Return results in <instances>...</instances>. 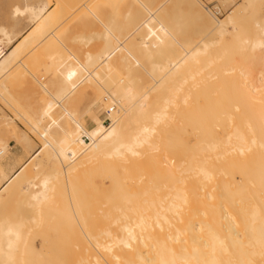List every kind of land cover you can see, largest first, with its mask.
<instances>
[{"label":"rangeland","instance_id":"rangeland-1","mask_svg":"<svg viewBox=\"0 0 264 264\" xmlns=\"http://www.w3.org/2000/svg\"><path fill=\"white\" fill-rule=\"evenodd\" d=\"M56 1L57 0H0V33L3 30H13L15 34H20L10 47H14V45L19 43L22 36L33 27L30 16L24 10V7L27 5H40V3L45 2L49 4V11L52 10L49 15L53 16L48 22L51 23L50 26L47 24V34L48 32L50 34L55 32L53 35L57 37V39H55L56 37H52V35L49 37V34L48 38L41 41L40 43L42 44H40V37L35 34L34 36L36 38H33V45H30V47L21 53L20 58L14 63L11 72L9 74L7 73L5 76H0V116L4 118L0 121V134L9 145L7 152L0 156V179L3 173H9V171L13 173L19 170L31 159L37 150L43 147V140L45 141L46 137H49L50 133L52 134L53 132L52 128L50 130L49 127H55L54 130L58 128V131L54 133L55 141L59 142V139L63 138V140L65 139L64 141L67 139L70 140V142H74L83 129L87 126L89 128L94 126L93 120L95 117L99 115L102 117V114L106 110L105 104L108 103L110 99L106 90L103 88L102 82L100 84L101 87H98L99 84L95 86L89 80L83 81L73 79L69 83V89L62 90V85L65 80L64 77L68 75L67 73L73 72L77 64L76 67L78 68L79 66L80 69L85 67L82 64L88 65L85 60L87 51L88 53L91 52V54L96 53L94 55L104 54L107 45L106 40H104V32L108 31V29L115 27L113 35L120 37L122 41L124 38V30L126 31L127 27H129L128 29L132 27L133 20L129 18L130 12L137 14V17L134 16L133 18L137 22L139 16L140 20L143 13L146 16L154 9L156 14L160 16L158 18V21H160L159 23H162L161 26L158 25L160 29L162 26L166 28L168 26V29L171 26L170 28L175 29V27H172L175 26V24L173 25L170 22H172L174 16L175 18L178 16L182 17L183 14L185 20L180 18L183 25L179 23V26L183 28L180 37H189L190 39L186 38L185 40L188 39L193 41L189 44L187 43L190 45L187 47L182 46L184 45V40L169 45L168 47L163 41V44H158L160 47H155L153 38H155V34L157 33L154 32L153 34L155 36L153 34L151 35V41L153 43L149 41V38H146V41L151 43L149 44V49L147 48L148 42H145L146 44L144 43L146 48L143 47L141 42L142 47L139 46L140 43H138L137 40H130L124 44L123 51L129 55L128 69H131V76L133 78L129 98L131 104H135V107L131 109L133 112L128 115L127 122L124 124V126H126L125 143L134 146L139 152L137 155H132L130 152L127 153L130 156L127 162V170H125L124 164L121 162L118 165L109 166L105 161L108 158L102 159L101 161H103V163L101 161H95L94 163V159L91 158V152L89 154L82 153L79 155L81 150L82 152L83 150L85 151L83 147H74V153H69L66 158L61 161L62 167L66 166L65 169L70 170L68 175L62 172L64 168L62 169L57 166L53 167L52 164L54 165V163L48 161V158H46L47 155L44 153L41 154L40 158L35 160V163L32 164L31 162L25 168V174L29 178L27 179L24 175L26 181H30L32 178L34 179L37 177L34 179L36 183L33 181V191L38 190L42 176L48 173L49 170L51 174H58L54 180V191H52L51 194L53 196L55 192L56 195L54 193L55 196L54 198L52 197V200L55 202V200L59 198V202L55 204L51 202V206L56 205L58 208L67 203V206L72 208H70V211L72 210L71 214L74 212L73 208L75 210V207H78V205L79 207L82 205L84 208L79 212L82 220L79 219V213L78 215L76 212H74L75 214L73 213L77 215V218L71 215L74 220L77 219L78 221L77 223L76 220L74 221L75 225L73 223L74 227L76 226L75 232L73 231V233L76 234L71 232L70 238H73L71 243L67 232L70 233L72 229L70 228L66 233L62 231V237L63 234L65 235L62 241L64 242V240H67V243H70L67 247L69 248L71 246L70 250H66L67 258H64L66 261L63 258L62 260L60 257L57 258L58 255L63 256L65 252V246L60 251L61 247H59L60 244L57 243V241H59L57 237H61L58 228L61 229L62 225L65 227L67 225L66 220L64 222L66 223L65 225L64 223L62 224L60 220L59 223L58 219H61L62 216L65 219L67 214H69L70 217V211H68L66 205L64 207L66 211L65 217L63 211L62 216L60 215L61 217L57 218V211L55 212V218H57V220H52L55 219L52 216V213H54L52 211H56L57 209L54 210L53 207L51 213L49 210L50 206L48 205L49 209L47 207L45 208L49 210L53 218L51 222L47 224L46 222L50 221L51 216H47L46 211L48 210H43L46 212V218L49 217V219L40 221L39 218L41 217H37L38 214L36 215L35 209L31 208V206L34 207L33 201L30 200L28 193L23 190L22 183L24 179H22V183L14 185L9 194H6L0 199V221L8 219V221L11 220V222H15L17 219V223L18 221L20 222L22 218L21 222L24 221V225L22 226L25 228L28 222L27 216L30 221V215L32 216L33 214L31 219L36 216V218L39 219L38 221L42 223H40V226L38 223H33V221H31L28 223L31 224L30 227L27 226L30 232V236L28 235L30 242L33 236L35 239L38 237L35 242L30 243L31 245H29V242L27 245L35 249L38 255L39 253H37V251H43L45 252L44 254H48L42 255L40 253L39 256L37 255L39 257L38 263L42 256H44V259H42L46 262L47 258L48 260L50 259L47 264L52 263L50 262L52 259V264H57V262L58 264L60 262L64 264L63 260L65 264H89V261L91 264H106L109 261V256L111 257L112 252L110 251V245H108V243H112L115 237L110 239L111 235L109 238L108 236L110 230L114 232L112 236L117 235L119 232L117 230L119 228L117 227L121 223L120 220H118L120 210L114 206L118 204L122 205L124 202V191L122 188L120 192L114 191L113 189L115 188L112 187L110 179L107 178L108 176H101L102 173L107 174V171H109V174L111 169L116 170V173L120 177V181L126 178L131 182V188L128 193L130 197V212H136L133 206L134 204L140 203L141 199H150L152 196L157 197L159 195L162 197V200L167 198L169 193V185L167 184L170 178H166L165 174L168 173V167L171 162H175L182 167L187 165L197 168L196 170L188 169L190 174H194L193 172L195 171L198 172L199 166H205L214 173L225 172L228 175V180H230L229 184L223 183L222 179L217 177L214 186L200 184L198 177L192 176L190 178L189 196L191 198V203L198 211L200 209H206V211L211 212L216 208H219L221 212L229 210L223 207V204L231 203L223 200L222 195L224 194V188L232 190L231 195L237 198V201L244 206H261L264 204V145L260 142H252V137L254 135H258L260 132L264 134V121H258V114L264 113V79H259V76L264 77V52L261 54L259 51H254L250 47H241L238 40V35L240 36L239 38H245V36L249 38L250 36L252 37V35L255 36L257 19L261 20L264 18V0L253 1L254 3L250 4L247 9H245L247 0H240L235 4H229V2L226 1L223 2L225 5V14L220 16L219 19H224L229 15H233L236 19L235 24L229 27L230 33L226 34L224 37H220L214 33L212 34L203 27H199V24L194 21L192 14L181 0H93L91 2L89 0V5L86 3L88 0H79L78 7L81 11L77 10L78 12L76 11L78 7L75 8L74 6L75 9L71 8L78 0H73V2H75L72 5L69 0L70 9H74L77 14L75 16L72 15L75 12L73 13L70 10L69 13H72L70 17H73L69 21L68 19L70 17L67 14L66 17L68 18V22H66L65 19V11L63 12L64 9L66 10L68 2L64 1V4L62 0H58L57 4ZM82 6L85 8L84 10H82ZM200 6L204 10L201 4ZM57 7L60 9L57 12H59V16L61 17L62 15V17L61 21H59V17L57 25H54V22H56L58 18V13L56 12V10H58ZM204 12L210 17L213 16L205 10ZM127 14L128 18L126 19ZM133 15L134 14H132V16ZM213 17L216 18L215 16ZM174 22L177 21L174 20ZM63 23L67 24L65 25ZM129 23L131 25H129ZM168 23L171 25H168ZM234 27L236 30H234ZM58 28L60 29L56 32L54 29L57 30ZM51 29H53V32H51ZM177 31H181V28ZM165 33L167 34V32ZM91 34L94 38H90L91 36L88 37V44L86 43L87 39L85 38V40L83 36L87 37ZM81 36L83 38L81 39L82 43L79 40ZM176 37L179 39V36ZM43 38L44 37H41V39ZM75 38L78 39L76 42L75 40L73 42ZM199 41H201V44ZM203 41H206L209 45L208 50L205 52L196 51L203 45ZM48 42L51 45L48 46ZM158 42L156 41V43ZM191 49L194 50V52L189 54L186 63L183 65L185 76L181 74L173 75L158 89L151 92L150 95H145L141 98V96L146 93L147 87L155 81L150 73V68L153 65L152 62L155 61L158 63V61H164L163 54H167L168 57L171 55L172 59L177 60L179 55H184ZM145 50L151 52L145 53ZM184 50H186V52ZM116 60L114 58V61ZM116 62L118 63H115V65L117 64L116 67L120 69L119 71L121 73H119L115 67L112 71V75L115 78H118L120 74V78L126 76L128 71L127 64L120 60ZM121 62L123 63V69H125V71L127 70L125 74V71H123L122 74ZM118 64H121V68ZM78 70L79 68L77 72ZM90 70L91 68L86 67L85 71H83L84 75L86 76ZM74 74L77 75L76 72ZM116 74L118 75L116 76ZM191 75L193 77H191ZM102 76H104L103 73ZM177 87H182V91H179L178 95L175 96V98H178L177 103H170L167 110L168 114L160 120L159 112L162 110L161 106H163L164 100L168 96L167 94H171L170 100H172V94L177 93L174 90ZM181 93L189 95L188 104L184 103L180 98ZM249 106L258 112L250 113L248 110L250 108ZM121 110L124 113V103L121 105ZM5 122L6 124H4ZM7 122L9 123L7 124ZM152 126H155L156 132L152 133L148 141L138 143L139 139H143L141 134L149 131ZM6 128L10 129L9 133L6 131ZM43 135H45V137H43ZM56 135L59 136L58 140H56ZM236 135H244L247 139L246 141H240ZM212 136H215L218 141H228L230 144H224L215 148L211 145ZM2 147L3 145H0V149ZM239 147H242V150ZM221 156H223V158L226 157L227 160H218ZM240 157H246L247 160H241ZM40 161L42 165L40 164V168H38L34 164L37 162L40 163ZM118 162L119 161H117V163ZM73 165L74 167H72ZM53 168L54 170H52ZM55 168L57 170H55ZM55 171L57 172L55 173ZM60 171L62 174H60ZM71 173L75 175V177L71 175L72 179L70 176L74 188L69 189L68 179ZM103 178L107 179L105 180ZM143 179L148 180L145 185L142 183ZM150 180L152 181L150 182ZM179 180L181 185L182 178L179 177ZM79 181L83 183L80 185ZM75 188L76 190H74ZM94 189L97 190L94 192ZM98 190L103 192V197L105 196V192L108 191V193H106V195L108 194L106 196L107 199L104 197L103 200L102 194ZM153 190H156L154 194H152ZM61 192L63 193L62 195ZM72 195L75 197H72ZM117 196L121 197V201L119 198H116ZM209 196L212 198H208ZM75 199H77L78 202ZM112 199L115 202L109 201ZM107 201L111 203H107ZM69 203L71 205H69ZM73 203H76L74 204L75 207ZM87 205L89 206L87 207ZM59 209L60 208H58V210ZM60 213H62L61 210L59 211V214ZM110 213L112 218H110ZM41 214L43 215L44 213ZM85 218L88 223V228L84 224L82 226V223L85 222ZM72 220L68 222V224L71 223V226ZM52 221H54V223H52ZM79 221L81 223H79ZM43 222L45 227L42 226ZM46 224L48 227L50 226L49 224H52V228L50 227L51 231L49 228L47 229ZM53 225L57 226V228L55 227L57 230L55 233ZM69 227L67 226V229ZM46 229L50 231L49 240L46 238L48 233H43ZM104 230L107 231V237L105 235L106 231ZM103 231L105 234H101ZM25 234L26 232H24L23 240L26 242L27 237ZM44 234L46 235L39 239V236ZM44 238L47 241V243L45 241L46 246L48 245L49 247H46L47 250H49L48 253L47 250L44 249L43 242L41 241L42 239L44 241ZM51 238L52 243L56 242V244L59 245L57 249H55L54 244L51 245ZM88 239L91 240L89 241ZM59 242H61V240ZM73 242L78 248L75 247ZM102 242L103 245H106L109 249L103 247ZM23 243L20 242L19 244L20 252L17 249L20 254L21 252L23 254L25 253V251H22V249L26 248L25 246L22 247ZM65 243L66 242H64V245ZM98 244L100 245L99 249L97 248L99 247ZM101 247H103L102 249L104 250H102ZM112 250L114 252V249ZM72 251L73 253H70ZM105 252H109L108 254L106 253L108 261H105ZM29 256L32 255L24 254L22 260L24 258L27 260ZM45 256L47 257L45 258ZM34 257L29 258L30 260L28 261L24 259L25 262L23 263L29 264L32 258L36 263L38 257L37 259ZM16 258L14 257V259ZM19 258L21 257L19 256ZM19 258H17V260ZM93 258L97 259H95L96 262ZM54 260H57V262ZM110 260H112V257ZM80 261L83 262L79 263ZM16 262L21 263L20 261ZM46 262L42 264H46Z\"/></svg>","mask_w":264,"mask_h":264},{"label":"bare ground","instance_id":"bare-ground-1","mask_svg":"<svg viewBox=\"0 0 264 264\" xmlns=\"http://www.w3.org/2000/svg\"><path fill=\"white\" fill-rule=\"evenodd\" d=\"M64 1L68 2V4L66 5V10L65 9L63 10V12L65 11L64 13H65L66 22H68L67 21L68 18L66 17V15L68 14V16L70 17V14H72L71 12H73V13L75 12L74 9L79 6L78 5L79 0L77 2L74 1L75 4H74L73 0H72V2L70 0L71 5L74 4L71 8H74V6H75V8L73 10L70 9L69 0H62L63 3H64ZM91 1H93V0H90V2ZM253 1L255 2L256 0H247V4L245 2V4H246L245 9H247V7H249L250 4L254 3ZM88 2H89V0L86 3H88ZM181 2L185 3L189 12L192 14L194 21L199 24V27L201 26L204 29H206V31H209L212 34L214 33L215 35H219L220 37H224L226 34H229L230 33L229 27L233 26L236 22V19L233 15H229V16L225 17L224 19H219L218 17L214 18L211 13H209L207 10H205V8L203 7L200 0H181ZM56 3L58 4V0L56 1ZM33 4H34V2H33ZM200 4L202 5V7L204 8L205 11H207L209 14H211L212 17H210L209 15H207L204 12V10L201 8ZM88 5H89V3H88ZM68 6H69V8H68ZM58 8L59 7H57V9ZM64 8H65V6H64ZM62 9H63V7H62ZM84 9L85 8H83V6H82V10H84ZM24 10L30 16V19L33 23V27L31 30L27 31V33H25L22 36L19 43L14 45V47H10L13 44V42H15L16 39L20 36V34H18V33L15 34L13 32V30H3L0 33V76H5L7 73L9 74L11 72V69H12L14 63L16 62V60L18 58H20L21 53L24 50H26L28 47H30V45L31 46L33 45L32 41L36 38L34 36L35 34H36V36L40 37V39L37 38L40 40L39 43L41 41L45 40L46 38H48V35L50 34L49 32L47 34L46 27H47V24H49V26H50L51 23H48V22L52 19L53 15H51V16L49 15L52 10L49 11V4L48 3L45 2V3H40V5L39 4L27 5L24 7ZM55 10H56V8H55ZM59 10L60 9L56 10V12ZM70 10H71V12L69 13ZM77 10L81 11V10H79V7H78V9L76 8V11ZM57 13H58L57 14L58 18H57L56 22H54V25H57L58 19L60 17L59 12H57ZM130 13H131V16H132V14H134V15L131 17ZM130 13H129V18H130V20H133V21H132V25L130 24L131 21H130L129 25H131L132 27H130V29H128L129 27H127L126 28L127 30L126 31L124 30L123 40L121 41L120 37H116V35H113V30H115V27L108 29V31L104 32V40H106V43H107L104 54L94 55L96 53L91 54V52L88 53V51H87L88 54L86 53V59L85 60L88 63V65H84L81 63L85 67L84 68L82 67V69H80V67L78 66L79 70L77 72V69H78L76 67L78 65L77 64L75 66L76 70L74 69L73 72L67 73L68 74V75L66 74L67 76L65 75L66 77H64L65 80H64L63 85H62V90H68L69 89V83L73 79H76V80L78 79V80H83V81L89 80L95 86L99 84L98 87H101L100 84L102 82V84L104 86L103 88L106 90V93L110 97V99L108 100V103L105 104V106H106L105 109L109 110V109L115 108V109H113L112 114H111V118H112L111 125L109 127L104 126L103 118L99 115V116L95 117L93 120L94 126L92 128H89L87 126L85 129H83L81 131V133L78 135L76 141H74V142L73 141L70 142V140H67V139H66V141H64L65 139L63 140V138H60L59 142L55 141V134L54 133L56 131H58L57 130L58 128L56 130H54L55 127H49L50 130H51V128L53 130L52 134L50 133L49 137H46L45 141L43 140V142H42L43 147L41 149L37 150L36 153L31 157V159L29 161L26 162L25 165L22 166L19 170L15 171L13 173H10V171H9V173H3V176L0 179V199L3 198L6 194H9V192L11 191V188L14 185L22 183V179H24V175L27 179H29L27 177V175L25 174V168L31 162H32V164L35 163V160L37 158H40L41 154H43V153L45 155H47L46 158H48L47 159L48 161H51L54 163V165L52 164L53 167L57 166V167H61L62 169L64 168L62 172H64L65 175H68V173H70L69 172L70 170L69 169L66 170L65 165H63L65 167H62L61 161L64 160L69 153H71V152L74 153V151H73L74 147H80V148L83 147L85 149V151L83 150V152L81 150L79 155H81L82 153L83 154H89L91 152L92 153L91 158L94 159V163H95V161H101L102 159L108 158L105 161L109 164V166L110 165L111 166L118 165L121 162L124 164L125 170H127V162L129 161V158H130V156L127 153L130 152L132 155L139 154V152L135 149L134 146H130V145L125 143L126 126H124V124H125V122H127L128 115H130L133 112V110H131V109H133L135 107V104H131V100L129 98L130 87H131V82H132L133 78L131 76V69H128L129 68V55L123 51L124 50V44L130 40L131 41L137 40L138 43L141 42L143 47L146 48L144 43L148 42L147 48L149 49V47H150L149 44H151L153 42L155 44V47H160V45L163 44V41H164V44H167L166 46L168 47L169 45H172V44H175L176 42H180V41L184 40L185 43L183 42L184 45H182V46L187 47V46H190L188 44L191 43L193 40H188L190 38L186 37V38H188L187 39L188 41H187V40H185L186 39L185 36L183 38L180 37V35H182L181 32H182L183 28H182V26L181 27L179 26V23H182V25H183V22H182V20L184 19L183 14H182V17L178 16L175 18V16H174L172 22H170L173 25L175 24V26H172V27H175V29L170 28L171 26L169 27V29H168V26H167V28L165 26H162V28L160 29L159 26L162 25V23H159L160 21H158V18L160 16L156 14V11L154 9L150 14H148L146 16L143 13L142 18L140 20H139V18H140V16H139L137 22H136V20L133 19L134 16H136L137 14L133 13V12H130ZM76 14L77 13L75 12L72 15L75 16ZM60 15H61V13H60ZM61 17H62V15H61ZM61 17H60L59 21H61ZM72 17L73 16H71L68 20L70 21ZM127 18H128V14H127L126 19ZM180 18H182V20ZM174 20L177 21L178 24H177V22H174ZM170 23H168V25ZM63 24H65V23H63ZM52 25H53V23H52ZM180 28H181V31H177V30H180ZM59 29L60 28H58L57 30L56 29H54V30L56 32H58ZM171 29H172V31H171ZM51 30H52L51 32H53V29H51ZM234 30H236L235 27H234ZM154 32L157 33V34H155L156 36L153 34ZM165 32H167L168 35ZM54 33L55 32H53V34ZM176 33H177V35H176ZM53 34L51 33L49 35V37H51V35H52V37H54ZM152 34L156 38V39L153 38V40H154L153 42L151 41V35ZM83 35H85V34H83ZM157 35H158V37H157ZM148 36H150V37H148ZM176 36H179V39L180 38L181 39L179 40L178 37H176ZM41 37H44V38L41 39ZM55 37H56V35H55ZM88 37H90L92 39L94 38L92 36V34L87 36V37L83 36L84 39L85 38L87 39V40L85 39L86 43L89 42ZM239 37L240 36L238 35V40H239V44L241 47H250L254 51H259L261 54H263V52H264V18L261 20L257 19L256 33H255V36L252 35L253 38L251 36H250L251 38L249 37L250 39L248 37L246 38V36H245V38L244 37L239 38ZM83 38H82V36H81V38L79 37V40L81 41V43H82L81 39H83ZM146 38H149V41H151V43H149V41H146ZM55 39H57V37ZM77 39L76 38L73 39V42H74V40L76 42ZM156 41L157 42L159 41V42L156 43ZM49 42L47 43L48 46L51 45V44H49ZM111 42H113V43H111ZM199 42L201 44V41H199ZM141 43L139 44V46H141ZM159 43H160V45H158ZM40 44H42V43H40ZM85 46H86V44H85ZM208 48H209V45L206 43V41H203V45L200 46L196 51L205 52L208 50ZM161 50H163V49H161ZM184 51L186 52V50H184ZM149 52H151V51H146L145 53H149ZM191 52H194V50L191 49V50H188V52L186 54L179 55L177 57L178 61L176 59H172L171 55H170V57H168L167 54L166 55L163 54L162 55L163 59H164V61L162 60L163 62L162 61L161 62L158 61V63L155 61L152 62L153 65L150 68V73L154 77L155 81L153 82L154 84L152 83L151 85H149L147 87L146 93H144L141 96V98H143L145 95H150L151 92L158 89L171 76L176 75V74H181L182 76H185L186 74L183 72V65L186 63L187 57L189 56V54ZM182 53H184V52H182ZM112 57H113V59H112ZM50 58H53V57H50ZM114 58H115V60L117 58V60H120L122 62L124 61V63L127 64V66H128V67L126 66L128 69V71L126 70L127 73H126L125 69H123V63L121 62L122 68L120 66L121 64H118L122 70V74H123V71H125L124 74L126 73V76H122L120 78V76H121V74H120L118 78H115L112 75V73H113L112 71H113V69H115V67L117 65V64L115 65V63H118V62H116L117 60L114 61ZM81 64H80V66H81ZM86 67L91 68V70L85 76L83 71H85ZM117 68L118 67H116V69ZM119 70L120 69H117V71H119ZM117 71H116V73H117ZM75 72L77 75L74 74ZM106 72H108V73H106ZM102 73L104 74V76H102ZM114 73H115V71H114ZM119 73H121V72L119 71ZM118 74H116V76ZM191 77H193V76L191 75ZM79 78H81V79H79ZM112 78H115V79H112ZM119 78H120V80H119ZM259 79L263 80L264 77L259 76ZM174 90L177 93L172 94V100H170L171 94L168 93L167 98H165V100H164L165 102L163 103V106H161L162 110L159 112L160 120H162V118L168 114L167 110H168L169 104L170 103H175V104L177 103L178 98H175V96L178 95L179 91H182V87H177ZM188 96L189 95L186 93H183V94L181 93L180 98L182 99V101L184 103L188 104L189 103L188 102ZM123 103H124V113L121 110V105ZM249 107L250 108L248 110L250 111V113L258 112L257 110H255L251 106H249ZM117 108H118V110H117ZM258 118H259L258 121H261V120L264 121V113L258 114ZM3 119L4 118L2 116H0V121ZM8 123L9 122H7V124ZM4 124H6V122ZM9 130H10L9 128H6V131L8 133H9ZM155 132H156L155 126L154 127L152 126L149 129V131H146L145 133L141 134V137L143 139H141V140L139 139L138 143H143L145 141H148V138L151 137L152 133H155ZM51 135H52V137H51ZM53 136H54V139H53ZM86 136L91 138L92 141L90 143H87L84 140V137H86ZM43 137H45V135H43ZM58 137L59 136L56 135V140H58ZM236 137L240 141H246V139H247L244 135H236ZM25 139H28V138H25ZM252 142L253 143L260 142V143H262V145H264V134L260 132V133H258V135H254L252 137ZM228 143H229L228 141H220V140L218 141L215 138V136H212L211 145L214 146L215 148L218 146H222L224 144H228ZM0 145H3V147L0 149V156H1L7 152L8 146H9L8 142H6V140L2 137L1 134H0ZM80 145H82V146H80ZM239 148L242 150V147H239ZM116 158H117V160H116ZM240 159L245 160L246 157H243V158L240 157ZM218 160L225 161V160H227V158L226 157L223 158V156H221L220 158H218ZM117 161H119V162L117 163ZM101 162L103 163V161H101ZM106 162H105V164H106ZM111 162L113 163V165ZM40 164H41V161H40V163L37 162L34 165L37 166L38 168H40L39 167ZM96 164H97V162H96ZM31 166H33V165H31ZM72 167H74V165ZM107 168H109V167H107ZM41 169H42V166H41ZM109 169H111V168H109ZM168 169H169L168 173L165 174L166 178H170V180L168 181V184H167V185H169V193H168L167 198L162 200V197H160V195H159L157 197L152 196L150 199H148V198L147 199L146 198L141 199L140 203L137 202L138 204H134V206H133L136 209V212H130V207H129L130 197H129L128 193H129V190L131 188V182L126 178H124L123 181H120L119 175L116 173V170H113V169H111L109 174H108L109 171L106 170L108 175L105 173L101 174V176H105V177L108 176L107 178L110 179V181L112 183V187L115 188V189H113L114 191L116 190V191L120 192L121 188L124 191V202H123V204L122 205L118 204V205L114 206L115 208L120 210L119 211L120 215H118V220H120L121 223L117 227V228H119V229H117L119 231L118 232L119 234L117 233V235L112 236V234L114 232L112 230H110V233H109V229H108V233H109L108 238L110 237V235H111L110 239L113 237H115V238L112 240V243L107 242L108 245H110L109 248H110V251L112 252V255H111L112 260H110L111 259L110 256H109V261L107 260V257H106L107 252H105V261H108L107 263L105 262L106 264H264V204L261 206L260 205L244 206L243 204H240L237 201V198H235L234 196L231 195L232 190H229L228 188H224V190H223L224 194L222 195L223 200L231 202V203L223 204V207L226 209H229V210L221 212L219 208L218 209L216 208L214 211H211V212L206 211V209H200L198 211L195 209L194 205L191 203V198L189 196V186H190V182H191L190 178L192 176L198 177L200 184L214 186L217 177H220L222 179L223 183L229 184L230 180H228V175L225 172L214 173V172L210 171L205 166H201V167L199 166L198 172L195 171V172H193L194 174H190L188 172L189 171L188 169L196 170L197 168H194L192 166L190 167L187 165L182 167V166H179L178 164H176L175 162H171ZM52 170H54V168ZM55 170H57V169L55 168ZM58 170H59V168H58ZM33 172H35V171H33ZM49 172H50V170H49ZM49 172L42 176V179L40 181V186L38 187L37 191H33V189H34L33 186H34V182H35L34 179H36L37 177L34 179L32 178L30 181L29 180L26 181V179H24L23 183H22L23 184V190L28 193L30 200L33 201L34 207L31 206V208L35 209L34 211L36 212V215L38 214L37 217H41V218H39L40 221H45L46 219H49V217L46 218V212H47V216H49L51 210H53V207H54V210L57 209L56 211H52L54 213L51 212L53 214V215L52 214L51 215L54 218H55V212H57V211H58V213H56L57 218L62 216L63 211H64V217H65L66 211H65L64 207H65V205L66 206L68 205L67 203H65V205L62 203L63 205H61V203H60L61 207H58V208H60L59 210H58L56 205L51 206L52 205L51 202H53L54 204L56 202L57 203L59 202V198H57V200H55V202L52 200L54 198V196L56 195V193L54 192L55 195L53 193V196L51 194V192L54 191L53 190L55 187L54 180L56 179V175H58V174L55 175V174H51ZM56 172L57 171H55V173ZM60 174H62L61 171H60ZM71 175H72V173L69 175V179H68L69 189L74 188L73 182L71 179H72V176L75 177V175L74 174L72 176ZM70 176H71V179H70ZM76 176H77V174H76ZM80 176H81V172H80ZM179 177L182 178L181 185L179 183V181H180ZM78 178H79V174H78ZM107 178H103V179L106 180ZM81 179H82V176H81ZM76 180H77V178H76ZM147 181L148 180L143 179L142 183L145 185L147 183ZM151 181L152 180H150V182ZM79 182H80V185L83 183L81 181H79ZM97 189H94L93 191L95 192V190H97ZM74 190H76V188ZM158 191H159V189H158ZM62 192H61V195L63 194ZM155 192H156V190H153L152 194H154ZM70 193H71V191H70ZM100 193L102 194L103 192H100ZM106 193H108V191L105 192V194H104L105 195L104 197L107 199L106 196L108 194L106 195ZM72 197H75V196L72 195ZM102 197H103V194H102ZM104 197H103V200H104ZM110 197H112V196H110ZM79 198H80V196H79ZM108 198H109V196H108ZM116 198H119V200H120L121 197L117 196ZM208 198L211 199L212 197L209 196ZM75 200L77 201V199H75ZM109 201L112 202L113 199L109 200ZM109 201H107V203ZM111 202H109V203H111ZM113 202H115V201H113ZM107 203H105V204H107ZM120 203H122V202H120ZM74 204H76V203H73V206H74ZM48 205L50 206V209L48 208ZM69 205H71V204L69 203ZM42 206L44 207V209ZM58 206H59V204H58ZM88 206L89 205H87V207ZM45 207H47L50 210V212ZM78 207H79V205H78ZM78 207H75V210L73 208V211L76 212L77 215L79 212H81L84 209L82 205H80L81 208L79 207V210H78ZM61 208H63V209H61ZM66 208L68 209V211H70L71 207L69 208V206H67ZM43 210H45V211L48 210V211L45 212ZM60 210L62 211V213L59 214ZM68 211H67V213H68ZM71 212H72V210L69 212L70 217H69V214H67L65 219L63 218V216L61 217L62 220L60 218L58 219V222L60 220V222L62 224L65 222V220L67 221V225H66V223H64L66 225V227L61 224L62 225L61 229L58 228V231H59L61 237L59 235H58L59 237L56 236L59 239V241L61 240L62 246H61V242H59V241H57V243L60 244V246L58 244H56V242L52 243V238H51V245L54 244L55 249H57L59 246V247H61L60 248V251H61V249L64 248V246H65L64 255L63 256H59V255L57 256V258L60 257L61 260H62V258L63 259L67 258L66 250L67 249L70 250V248H71V246L68 248L67 245H70V243L73 239V238L72 239L70 238V234H71V232L73 233V231L76 228V226L74 227V225H75L74 221L76 220V223L78 222L77 219L74 220V218L71 217V215L73 216L75 214L74 212H73L74 214L73 213L71 214ZM41 213H44V214L42 215ZM87 214H86V217L88 218ZM44 215H45V217H44ZM57 215H59V216H57ZM77 215H74V216H76V218H77ZM79 215H80V213H79ZM107 215H108V213H107ZM32 216H33V214H32ZM32 216L30 215V221H29L28 216H27L28 222L25 221V222H27V225L25 226V228L22 226V225H24L23 224L24 221L21 222L22 218H21L20 222L18 221L17 223H16L17 219L15 220V222H11V220L8 221V219H6L7 221L6 220L4 221V219L0 221V224H1L0 225V245H1L0 246V264H21V263L25 264L23 262L30 260L29 258H31V257L35 256L34 258L37 259V257L40 255V253L42 255H48V254H44L45 252H43V251H40V252L37 251V253H39V255H38V254H36V250L33 249L31 246H29V245H31L30 243L35 242V240L38 237L35 239V237L33 236L32 240L33 239L34 240L33 241L31 240V242H30V239L28 237V235L30 234L28 227H30L31 224H28V223L33 221V223L36 222L40 226L42 224L40 221H38L39 219H37L36 216L31 219ZM52 216L50 218V221L46 222L47 224L51 222V219L53 218ZM57 218L52 219V220H57ZM72 218H73V220H72ZM83 218H84V216H83ZM110 218H112L111 213H110ZM79 219L82 220L81 215H80ZM71 220L73 221L72 226H71V223H69L70 224V227H69L68 222H70ZM13 221H14V219H13ZM52 223H54V221H52ZM73 223H74V225H73ZM79 223H81V222L79 221ZM83 224L86 227L88 226V223L86 222V218H85V222L82 223V226H83ZM49 225H50L49 227L47 225V229L49 228L51 231L52 224H49ZM42 226L45 227L44 222H43ZM67 226L69 227L68 229H67ZM53 227H54V230H55L54 233H55L57 231L56 230L57 226L53 225ZM70 228L72 229V231H70V233L67 232L69 235V238H70V243H67V240H64V242L67 243V244L65 243V245H64V242L62 240H63L65 235L63 234V237H62V233L63 232L66 233V231H69ZM23 229H24V231H23ZM47 229L43 233H46V234L48 233L47 234L48 237L46 234H44V235L39 236V239H40V237H42V236L44 237L46 235L47 240H49L48 238H49L50 231L49 230L47 231ZM27 230H28V232H27ZM78 230H79V228H78ZM104 231H106V230H104ZM104 231L101 232V234L102 233L105 234ZM111 231H112V233H111ZM24 232H26L25 235H26L27 239H26V237H25V239H26L27 243L25 242V240H23ZM73 234H76V233H73ZM68 235H67V237H68ZM100 235H98V236H100ZM105 235L107 237V231H106ZM76 237H77V235H76ZM87 238H88V235H87ZM91 238H92V236H91ZM93 239H94V237H93ZM22 240L24 241V243ZM27 240H29V241H27ZM41 241L43 242L44 249L47 250L46 247H48V245L46 246V243H47L46 239L44 241L42 239ZM45 241H46V243H45ZM53 241H54V238H53ZM85 241H86V239H85ZM103 241H105V240H103ZM20 242L23 243V245L21 244L22 247L23 246L26 247V248L24 247L25 249H22V247H21L22 251H25L24 254L32 255V256H29V258L27 260H26V258H24L25 261H24V259L22 260L24 254L22 252H21V254L19 253L20 252V247H19ZM28 242H29V245H27ZM74 245H75V243H74ZM80 245H82V244H80ZM102 245H103V242H102ZM40 246H41V244H40ZM49 246H50V244H49ZM98 246L99 247H97V245H96V247L99 249L100 245L98 244ZM115 246L117 247V251H116ZM75 247L78 248V246H76V245H75ZM103 247L108 248L106 245L105 246L103 245ZM103 247H101V249ZM28 248H30V249H28ZM17 249L19 252L17 251ZM112 249H114V252ZM34 250H35V253L33 254ZM69 250H68V252H69ZM102 250H104V249H102ZM105 250L109 251L107 249H105ZM28 251H30V252H28ZM53 251H54V249H53ZM48 252H49V250H47V253ZM58 252H59V250H58ZM65 253H66V256H65ZM70 253H73V251ZM52 254H54V253H52ZM60 255H61V253H60ZM19 256L21 258H19ZM14 257L15 258L17 257L20 260L19 259L17 260V258L14 259ZM26 257H28V256H26ZM43 257L44 256H42V258ZM46 257L47 256H45V258ZM102 257H103V255H102ZM40 258H41V256H40ZM42 258L40 259L39 263H38L39 257L36 260V263L34 262V259L32 258L33 260L31 259L29 264L30 263L31 264H33V263L42 264V263L46 262L43 260L44 258L43 259ZM60 258H59V262H60ZM75 258H76V256H75ZM93 259L95 260L96 258H93ZM21 260H22V262H21ZM46 260H47V262H49L50 259L48 260V258H47ZM52 260L50 262L53 263ZM64 260H63V262L65 264L66 260L65 261ZM96 260H95V262H96ZM16 261H20L21 263L16 262ZM42 261H44V262H42ZM47 262H46V264H47ZM55 262H57V260ZM82 262L80 261L79 263H82ZM52 263H50V264H52ZM26 264H28V263H26ZM57 264H58V262H57ZM61 264H63V263H61ZM89 264H91L90 261H89Z\"/></svg>","mask_w":264,"mask_h":264},{"label":"built area","instance_id":"built-area-1","mask_svg":"<svg viewBox=\"0 0 264 264\" xmlns=\"http://www.w3.org/2000/svg\"><path fill=\"white\" fill-rule=\"evenodd\" d=\"M205 10H207L209 13H211L215 17H220L225 14V5L223 2H229V4H235L239 2L240 0H200ZM115 109V108H113ZM113 109L105 110L102 114L103 118V124L106 127H109L112 123L111 114ZM84 140L87 143H90L92 140L90 137L86 136L84 137Z\"/></svg>","mask_w":264,"mask_h":264}]
</instances>
